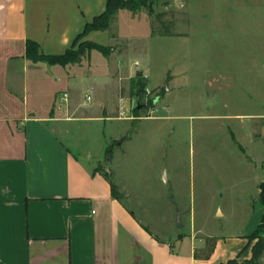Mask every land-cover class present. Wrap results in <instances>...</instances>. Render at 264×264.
<instances>
[{"label": "rangeland", "instance_id": "rangeland-1", "mask_svg": "<svg viewBox=\"0 0 264 264\" xmlns=\"http://www.w3.org/2000/svg\"><path fill=\"white\" fill-rule=\"evenodd\" d=\"M263 8L264 0H147L137 13L121 10L96 39L116 51L113 60L97 50L89 57L101 85L91 101L82 93L83 109L102 119L68 128L158 238L204 239L207 253L212 236L246 233L261 219ZM89 42L82 36L75 47ZM117 58L138 60L136 74L119 78Z\"/></svg>", "mask_w": 264, "mask_h": 264}, {"label": "crops", "instance_id": "crops-1", "mask_svg": "<svg viewBox=\"0 0 264 264\" xmlns=\"http://www.w3.org/2000/svg\"><path fill=\"white\" fill-rule=\"evenodd\" d=\"M106 6L107 0H0V264L250 260L255 241L249 236L260 221L243 234L212 236L208 258L204 239L158 238L114 195L112 181L94 167L89 148L73 143L70 123L102 119L83 109L82 93L97 92L101 85L91 70L92 51L81 62L62 66L32 61L26 43L37 42L43 54H63ZM103 33L91 31L86 39L108 46L96 42ZM104 56L113 60L116 51ZM118 61L116 73L109 67V74H136L138 60L135 65ZM62 92L69 101L60 105ZM120 99L119 113L127 109Z\"/></svg>", "mask_w": 264, "mask_h": 264}, {"label": "trees", "instance_id": "trees-1", "mask_svg": "<svg viewBox=\"0 0 264 264\" xmlns=\"http://www.w3.org/2000/svg\"><path fill=\"white\" fill-rule=\"evenodd\" d=\"M146 4L147 0H107L106 10L99 16L95 17L93 21L88 22L85 25L83 32L80 34V37L86 36L91 31H108L111 27L114 17L121 10H128L132 13H137L143 7H145ZM164 35H169V33H166ZM85 49H87L88 53L93 50H97L104 55H109L112 51V48H110L109 46L101 45L95 42H89L86 48H76L74 44L73 47L67 49L63 54H43L40 52V46L37 42L28 40L26 43V54L32 61H46L49 64H59L62 66L81 62L82 57L85 55ZM132 85V87L135 88V84L133 83ZM106 155H110L109 159H112L111 151L107 150ZM114 190L115 189L113 187V193L114 195H116ZM259 203L262 206L263 212L256 231L249 236L250 240H257L255 241V244L253 246L252 258L250 260H247V262H251L254 264L264 254V238H260L259 236H257L259 233L264 231V181L259 185ZM210 253L211 252L209 251L205 257L208 258L210 256ZM237 263V260H230L226 264Z\"/></svg>", "mask_w": 264, "mask_h": 264}, {"label": "built area", "instance_id": "built-area-1", "mask_svg": "<svg viewBox=\"0 0 264 264\" xmlns=\"http://www.w3.org/2000/svg\"><path fill=\"white\" fill-rule=\"evenodd\" d=\"M87 101H91L92 97L89 93L85 95ZM69 101V94L67 92L63 93L57 100V102L61 105L63 103H67Z\"/></svg>", "mask_w": 264, "mask_h": 264}, {"label": "water", "instance_id": "water-1", "mask_svg": "<svg viewBox=\"0 0 264 264\" xmlns=\"http://www.w3.org/2000/svg\"><path fill=\"white\" fill-rule=\"evenodd\" d=\"M123 140H124V138H122V140L118 143V145H120V144L122 143ZM165 180H167L166 177H165ZM178 219H179V220H178V225H179V226H182V224L180 223V219H181V216H180V215H179Z\"/></svg>", "mask_w": 264, "mask_h": 264}]
</instances>
